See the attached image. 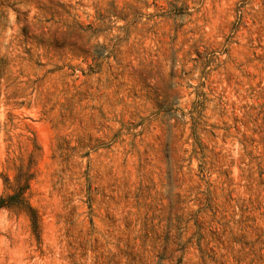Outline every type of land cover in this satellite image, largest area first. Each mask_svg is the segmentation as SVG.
Masks as SVG:
<instances>
[{
	"label": "rangeland",
	"instance_id": "rangeland-1",
	"mask_svg": "<svg viewBox=\"0 0 264 264\" xmlns=\"http://www.w3.org/2000/svg\"><path fill=\"white\" fill-rule=\"evenodd\" d=\"M0 264H264V0H0Z\"/></svg>",
	"mask_w": 264,
	"mask_h": 264
},
{
	"label": "trees",
	"instance_id": "trees-1",
	"mask_svg": "<svg viewBox=\"0 0 264 264\" xmlns=\"http://www.w3.org/2000/svg\"><path fill=\"white\" fill-rule=\"evenodd\" d=\"M22 193H23L22 190H16L15 192L8 194L5 197H0V208L16 206L23 209L29 218L32 231L35 233V235L38 236V232H39L38 215L36 211L31 207V205L28 202H26Z\"/></svg>",
	"mask_w": 264,
	"mask_h": 264
}]
</instances>
